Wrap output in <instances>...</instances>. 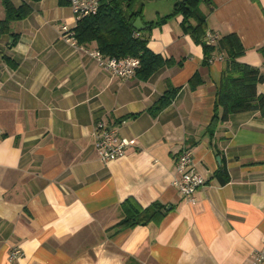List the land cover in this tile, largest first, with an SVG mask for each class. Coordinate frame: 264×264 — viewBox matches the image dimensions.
I'll use <instances>...</instances> for the list:
<instances>
[{
  "label": "crops",
  "instance_id": "1",
  "mask_svg": "<svg viewBox=\"0 0 264 264\" xmlns=\"http://www.w3.org/2000/svg\"><path fill=\"white\" fill-rule=\"evenodd\" d=\"M10 1L32 10L0 33V264H253L264 241V116L233 114L209 134L222 57L203 63L181 15L156 23L178 0H138L148 48L172 60L147 80L118 77L64 42L60 26L74 17L57 0ZM212 3L208 32L237 33L240 60L264 71V0ZM167 85L179 90L153 114ZM99 120L131 140L108 163L93 145ZM183 150L206 179L193 202L174 184ZM222 158L223 185L213 177ZM130 196L166 204L163 219L114 228Z\"/></svg>",
  "mask_w": 264,
  "mask_h": 264
},
{
  "label": "trees",
  "instance_id": "2",
  "mask_svg": "<svg viewBox=\"0 0 264 264\" xmlns=\"http://www.w3.org/2000/svg\"><path fill=\"white\" fill-rule=\"evenodd\" d=\"M38 1V0H32ZM61 6H67V0H57ZM258 2V0H253ZM5 9V18L0 21V33L8 28V21L21 19L31 12V6L23 2L14 7L10 0H1ZM205 6L206 11L202 9ZM212 0H178L172 11L156 23L174 15H181V27L184 33L202 47L203 63H209L215 54L222 57V69L212 118L207 131L213 135L216 125L228 121L233 114L258 111L264 116V94L257 92L258 83L264 81V71L240 60L246 53L239 35L228 32L222 35L208 32L207 15L212 11ZM142 15V5L138 0H100L99 8L93 15L77 20L74 31L78 44L99 50L110 57L131 56L139 60L134 76L147 80L155 72L172 64V60L163 58L147 46L148 38L142 30L136 31L132 23ZM208 33L213 37L209 38ZM264 56V46L258 48ZM188 86L195 88L200 84L196 74L188 79ZM179 88L167 85L163 94L152 106L153 114L171 103ZM135 114L122 116L121 122ZM213 177L223 185L228 179L225 160L215 170ZM121 218L114 228H135L149 223H159L166 212V204L156 200L142 207L133 197H127L120 204Z\"/></svg>",
  "mask_w": 264,
  "mask_h": 264
},
{
  "label": "built area",
  "instance_id": "3",
  "mask_svg": "<svg viewBox=\"0 0 264 264\" xmlns=\"http://www.w3.org/2000/svg\"><path fill=\"white\" fill-rule=\"evenodd\" d=\"M67 2L74 17V24L70 26L62 23L60 26V38L89 55L100 67L112 74L121 78L134 76L135 69L139 65L137 58L131 56L120 58L105 56L99 50L76 42L74 26L77 20L95 14L99 8L100 0H67ZM208 36L211 39L213 38L209 33ZM130 143L131 140L118 134L115 126H110L101 120L95 123L93 145L102 162L108 163L123 156L125 148ZM192 162V154L189 150H183L178 154L176 160L178 178L174 181L178 191L190 202L194 201L195 190L206 182V179L201 174L192 171ZM16 255H19V250L11 252V257ZM253 264H264V241H262L261 248L254 256Z\"/></svg>",
  "mask_w": 264,
  "mask_h": 264
},
{
  "label": "water",
  "instance_id": "4",
  "mask_svg": "<svg viewBox=\"0 0 264 264\" xmlns=\"http://www.w3.org/2000/svg\"><path fill=\"white\" fill-rule=\"evenodd\" d=\"M132 26L136 31H141L147 27V25L143 24L140 17H136V19L132 23Z\"/></svg>",
  "mask_w": 264,
  "mask_h": 264
},
{
  "label": "rangeland",
  "instance_id": "5",
  "mask_svg": "<svg viewBox=\"0 0 264 264\" xmlns=\"http://www.w3.org/2000/svg\"><path fill=\"white\" fill-rule=\"evenodd\" d=\"M67 7L69 8V6L67 5ZM1 10V9H0Z\"/></svg>",
  "mask_w": 264,
  "mask_h": 264
}]
</instances>
